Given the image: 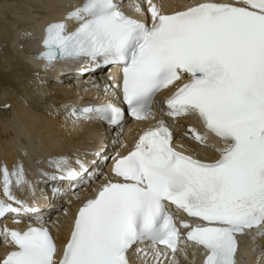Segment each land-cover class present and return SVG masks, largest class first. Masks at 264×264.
Wrapping results in <instances>:
<instances>
[{
    "label": "snow or ice",
    "instance_id": "obj_1",
    "mask_svg": "<svg viewBox=\"0 0 264 264\" xmlns=\"http://www.w3.org/2000/svg\"><path fill=\"white\" fill-rule=\"evenodd\" d=\"M128 7L133 15L123 0L71 5L44 25L33 58L45 72L116 69L112 83L92 82L99 103L63 106L73 129L97 121L119 134L129 117L156 119L153 102L167 90L162 115L126 154L37 158L35 181L19 159L0 163V220L14 225H0V264H132V255L178 264L188 249L203 264H240L241 241L264 237V0H201L170 13L153 0ZM165 116L195 118L203 132L189 125L191 143L177 144ZM208 148L214 158L201 155ZM109 159L95 194L81 200L76 190ZM65 183L79 207L58 246L51 211L68 209L42 210L36 194L55 200Z\"/></svg>",
    "mask_w": 264,
    "mask_h": 264
},
{
    "label": "bare ground",
    "instance_id": "obj_2",
    "mask_svg": "<svg viewBox=\"0 0 264 264\" xmlns=\"http://www.w3.org/2000/svg\"><path fill=\"white\" fill-rule=\"evenodd\" d=\"M81 2L82 0H16L12 3L10 0H0V163L7 162L11 167V162L19 159L29 171L28 178L33 181L32 174L39 167L35 163L37 158L46 160L45 157L58 156L64 151L76 150L81 145L87 146L93 142L97 150L109 155L114 151L113 148L118 147L119 142L123 141V132L118 134L116 130L111 139H108L107 126L104 128L97 121L85 122L79 128L73 129L66 123L67 113L63 106H74L79 103L85 105L83 103L86 102L81 101V92L73 86L74 81L69 79L72 77H57L55 74L44 75L34 72L35 68H40L43 63L30 55L35 51H41V40L38 36L41 27L59 19L71 5ZM156 3L163 5L165 10H174L176 7L174 4L171 5V2L170 5L164 4L163 0H157ZM27 33L32 35L29 36ZM89 77L96 78L98 75H87L82 77V81ZM96 82L103 84L107 81ZM30 86L33 90L28 89ZM84 88L92 90L91 95L94 98L92 101L98 103L101 98L100 93L98 94L92 85H86ZM31 92L47 98L54 106L50 107L52 110L30 104L29 99L35 98ZM6 105L8 107H5ZM90 131L92 133L88 134ZM86 134L89 136H84ZM80 138L82 142H79ZM55 139L61 145H65L63 150L53 143ZM84 157L87 159L86 155ZM98 168L97 179L100 174ZM103 180L104 176L99 184ZM89 188L87 187L86 190ZM37 194L36 198L42 195L40 192ZM59 202L61 200L58 198L51 200L55 205ZM55 218L58 223L63 220L64 214L52 210L50 221ZM65 225L66 222L61 223V226L55 229L59 238ZM191 250H188L190 256ZM3 251L0 245V253ZM138 263L141 262L138 260ZM180 264L185 263L181 261Z\"/></svg>",
    "mask_w": 264,
    "mask_h": 264
},
{
    "label": "rangeland",
    "instance_id": "obj_3",
    "mask_svg": "<svg viewBox=\"0 0 264 264\" xmlns=\"http://www.w3.org/2000/svg\"><path fill=\"white\" fill-rule=\"evenodd\" d=\"M12 3H15L16 2V0H10ZM32 85V84H31ZM32 88V86H30L28 89H31ZM31 90H33V89H31ZM32 93V92H31ZM38 95V94H37ZM34 92L32 93V96H34L35 98H30L29 99V101L28 102H30V104H32V105H35V106H40V107H42L43 106V108L44 107H47L48 108V110L50 109V110H52V108L54 107L53 105H52V103L51 102H49V100H47V98H45V97H41L40 95H38L37 96ZM40 97V98H39ZM28 100V99H27ZM37 100V101H36ZM40 100V101H39ZM51 100V99H50ZM49 104V105H48ZM46 105V106H45ZM51 105V106H50ZM50 107H52V108H50ZM46 108V109H47ZM114 132L115 131H113V133L112 132H109L108 130H106V133H107V138L108 139H111V136H113V134H114ZM104 137H106V136H104ZM118 137H119V135H118ZM118 137H115V139H118ZM113 140V139H112ZM117 144V143H116ZM115 148V147H114ZM113 148V149H114ZM73 151H76V150H70V151H66V152H73ZM65 152V151H64ZM111 154V153H110ZM109 154V155H110ZM48 157H45V159H47ZM55 202V201H54ZM61 202H59V203H56V205H55V203H53V205H55V207L56 208H60V204ZM56 212V211H55ZM60 212V211H59ZM61 213H62V210H61ZM53 215V214H52Z\"/></svg>",
    "mask_w": 264,
    "mask_h": 264
}]
</instances>
